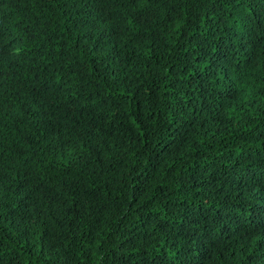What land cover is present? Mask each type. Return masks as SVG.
<instances>
[{
    "label": "trees",
    "instance_id": "obj_1",
    "mask_svg": "<svg viewBox=\"0 0 264 264\" xmlns=\"http://www.w3.org/2000/svg\"><path fill=\"white\" fill-rule=\"evenodd\" d=\"M0 264H264V0H0Z\"/></svg>",
    "mask_w": 264,
    "mask_h": 264
}]
</instances>
